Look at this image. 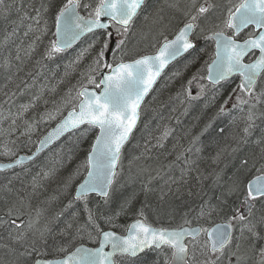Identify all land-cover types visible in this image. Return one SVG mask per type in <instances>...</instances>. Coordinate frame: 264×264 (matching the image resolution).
Wrapping results in <instances>:
<instances>
[{
    "label": "snow or ice",
    "instance_id": "obj_1",
    "mask_svg": "<svg viewBox=\"0 0 264 264\" xmlns=\"http://www.w3.org/2000/svg\"><path fill=\"white\" fill-rule=\"evenodd\" d=\"M146 2L96 0L93 5L85 0H66L60 4L50 0L35 10L36 17H30L38 25L39 18L45 15L52 21L54 39L43 54L47 59L65 52L81 37L95 35L97 30H103L106 38L96 51L88 73L82 77L84 83L76 97L69 101L73 104L72 109L39 140L35 152L9 163H0V172L23 166L25 161H33L66 133L78 131L81 137L86 138L89 132L98 131L83 159L59 181V193L67 197V203L56 218L79 206L83 212L82 222L80 213L73 212L72 221L60 232L65 239L49 245L46 234L51 229L47 225L37 236L33 229L34 221L24 220L23 207H9L0 217V225L9 228L10 235L16 233L12 237L13 243L19 244L23 250L3 245L8 250L7 254L14 257L5 264H264V148H261L258 156L242 157L225 184H221L223 170L214 176L209 174L212 176V187L220 186L222 191L215 197V204L202 200L198 217L220 215L223 222L212 229L190 226L191 221L187 216L193 211L192 208L184 212L183 222L175 227L163 224L160 217L173 215L175 209L165 213L152 208L147 200L133 208L138 193L125 194L127 184L121 182L124 150L137 126L144 97L170 61L196 48L191 37L196 35L197 29L207 32L204 39L213 42L215 50L211 62L206 63L207 75L198 72L184 86L183 93H186L187 99H199L208 90L207 84H211L215 90L212 99L215 100L224 87L222 82H231L238 75L239 83L223 99L218 111L204 125L200 134L194 136L189 146L166 165L168 169L179 168L180 176H169L164 181L165 185L170 190L169 180L172 184L181 181L187 183L185 177L193 170L199 173L198 181L209 178L199 172L198 162L192 159V154L199 156L202 149L197 145L201 136L212 129L217 118L228 116L233 110L242 113L246 110V116L240 118L245 126L238 143L248 142L247 138L256 126L255 121L264 117V111L258 112L257 109L258 105L264 104V85L261 84L264 81V0H226L222 4L190 0L183 11L187 21L172 39L161 33L163 43L155 55H140L125 61L122 55H118L123 53L125 39L113 41V35L126 36ZM210 11L218 12L214 20H209ZM201 20L209 21L210 27H201ZM48 23V19L44 20L43 32L49 30ZM14 33L15 29L9 35ZM8 38L6 36L5 41ZM89 47L94 48L95 42ZM109 53L112 54L111 62L108 60ZM83 54L82 51L77 59L82 58ZM16 59H20L19 54ZM198 76L207 84L201 83V91L193 95L191 86L198 82ZM29 107L31 105L21 106L24 111ZM49 119L55 117L49 114ZM236 119L233 117L232 122ZM31 128L29 124V131ZM224 131V128L218 129L217 135L223 136ZM171 134L172 130L164 127L156 138V145L146 143L144 152H150L152 147H164L163 141ZM256 143H264V138ZM236 151L237 148L232 149V152ZM222 152L218 151L212 157L213 163L220 160ZM0 155L11 156L14 153L5 148ZM72 155L67 157V162H71ZM59 163L63 167L65 161ZM140 171L143 173L147 169ZM57 172V169H49L37 173L32 181L33 190L40 188L43 180L54 177ZM157 175H160L159 172ZM153 179L155 177L149 176L148 182L143 184L145 194L153 190ZM166 195L161 189L160 200L163 201ZM149 209L157 217L156 222L150 221ZM133 212V222L126 227L119 226L123 234L118 233L115 230L117 221ZM40 215L37 209L36 216ZM30 232L32 239L29 241ZM202 234L206 237L204 240H201ZM85 238L93 246H86Z\"/></svg>",
    "mask_w": 264,
    "mask_h": 264
},
{
    "label": "trees",
    "instance_id": "obj_2",
    "mask_svg": "<svg viewBox=\"0 0 264 264\" xmlns=\"http://www.w3.org/2000/svg\"><path fill=\"white\" fill-rule=\"evenodd\" d=\"M48 2L50 0H3V3H0V153L4 152L5 148L14 153L11 156L0 155L1 161L13 159L17 155L16 153H19L24 141L34 145L43 133L52 127L68 109L73 107L69 101L76 97L77 91L84 83L82 77L88 73L89 65L92 63L96 51L99 50L106 38L104 31H98L95 35L91 34L84 38L75 47L53 59H47L43 54L49 42L53 40L54 26L52 21L45 15L39 18L38 25L36 20L30 17H36L35 10L40 9L42 4ZM55 2L60 4L66 0H55ZM85 2L94 5L96 0H85ZM147 2L148 8L146 7V10L133 23L134 31H131L127 38L123 53L118 54L122 55L123 59H132L141 53L150 52L159 38L162 37L160 35L153 40L149 38L150 33H157V31L162 30L156 18V15L161 18L162 14H160L161 16L158 15L157 11H163V16L166 15L167 19H171L167 16L168 14L174 19L178 16L177 11L183 13L190 0H149ZM225 2L226 0H217L216 4ZM173 4L177 7H170ZM170 9L176 10L175 13H171ZM81 14L86 15V13ZM46 19L49 20V30L43 32L44 20ZM169 21H162L163 26ZM183 21H187L184 15L179 18L176 26ZM200 25L203 27L202 23ZM14 29L15 33L9 35L13 33ZM25 32L28 34L25 35ZM167 34L169 35L170 32ZM6 36L9 37L7 41H5ZM94 42L95 47L90 48L89 45ZM202 44L205 46V43ZM135 46L138 47L135 48ZM198 49L193 51L192 56H190L191 59L175 76L170 77L169 80H166L167 82H160L147 97L141 109L143 120L140 118V125L133 139L136 143H131L125 152L126 158L128 157L129 160L132 158V163L124 168L126 170L131 168V172L128 174L130 177L121 178V182L127 184L125 194L138 193L133 208L139 207L141 202L147 200L152 208L162 210L165 213L175 209L173 215L160 217V222L165 225L174 226L182 223L183 214L189 208H192L193 211L189 213L187 219L193 221L191 219L198 215L202 200H209L215 204V197L220 194L222 188L220 186L212 187V176L209 174L214 176L215 173L223 170L221 184H225L239 165L242 157L258 156L261 148H264V143H256V141L264 138V117L255 121L256 126L252 129L251 136L247 138L248 142L238 143L240 136L243 135L242 128L245 126L240 118L246 116L247 112L246 110L243 113L239 110H233L230 115L217 118L212 129L201 136L197 145L202 149L199 156L195 153L192 154V159H196L198 162L199 172H202L203 176H209L207 180L198 181L197 175L199 173L193 170L190 175L185 177L187 183L181 181L172 184L169 180L171 186L169 190L164 181L168 180L169 176L178 178L180 176L179 168L169 169L165 175H161L162 179L160 175H157L158 172L160 174L164 171L166 165L175 160L176 156L189 146L194 136L200 134L204 125L216 114L220 100L228 92L221 89L215 100L210 99L213 97V93H209L205 98L191 103L185 104L183 102L180 105L177 102L176 96H180L178 93H181L188 80L197 74L196 70L201 67L200 64L204 63L205 57L208 56L207 54L202 57ZM82 51L84 52L83 57L77 59ZM18 54L20 59H16ZM198 56L200 60L197 59ZM22 105H31V107L24 111L21 108ZM259 110L264 111V104L260 105ZM49 114L55 119H49ZM148 115L150 117L146 122L145 116ZM233 117H237L234 123L232 122ZM143 123H148L146 130ZM29 124L32 125L30 131L28 129ZM141 127L143 131L140 129ZM164 127L172 130L173 144L166 142L163 143L164 147H152L150 152H144V142L154 140L159 130H163ZM220 128L225 130L223 136L217 135ZM139 133L140 135H138ZM72 141L74 142V140ZM90 142L91 139L86 144L81 145L79 156L75 161L73 158L71 162H67L70 152L66 156L59 155L53 158H47L50 152L42 155L43 163L50 160L49 166L45 165L43 170L57 169L58 172L54 177L43 180L42 186L35 191L32 187L33 177L42 171L43 165L39 169H36L34 164L30 165L20 175H18V169L7 174H0V217H3L7 209L13 205L23 207L24 220L25 222L34 221L33 229L37 236H39V231L47 225L51 229V232L46 234L49 245L65 239L60 235V232L70 221L62 223L63 216L69 214L67 212L56 218L57 213L67 203V197L59 193V181L62 177L67 176L83 159L91 144ZM32 148L33 146L24 153L30 152ZM233 148H237L238 151L232 152ZM129 150L132 156H126ZM221 150L223 152L220 160L213 163L212 157ZM73 152L74 148H72ZM135 157L140 158L134 159ZM61 160L65 161L63 167L59 163ZM141 169H147V171L141 173ZM9 174L12 177L10 183L6 184L3 178ZM149 176L155 177L151 182L153 190L145 194L143 184L148 182ZM161 189L167 193L163 201L159 198ZM21 201H23L22 204ZM37 209L41 212L39 217L36 216ZM151 214L155 216L149 209L148 216L150 217ZM69 215L72 216V214ZM80 216L82 222L83 213ZM134 216V212L122 216L117 224L120 225L125 222V225ZM206 217L210 220L216 217L222 218L216 214L206 215ZM155 218L154 221L156 222L157 217L155 216ZM2 227L6 228L4 225ZM8 232V235L6 232L1 235L0 243L5 241L6 245L14 246L22 251L23 249L19 244L13 243L12 237L16 233L12 232L10 235V230ZM31 239L32 234L30 232L29 241ZM48 251L51 252V248Z\"/></svg>",
    "mask_w": 264,
    "mask_h": 264
},
{
    "label": "bare ground",
    "instance_id": "obj_3",
    "mask_svg": "<svg viewBox=\"0 0 264 264\" xmlns=\"http://www.w3.org/2000/svg\"><path fill=\"white\" fill-rule=\"evenodd\" d=\"M147 1H149V0H147ZM208 1H209V3H213V0H208ZM147 5H148V2H146V5H145V7L143 8V10L141 11V13H142L143 11L146 10ZM147 8H148V7H147ZM170 11H171V13H175L176 10H172V9H170ZM210 12H211V11H210ZM141 13H140V15H141ZM209 14H210V13H209ZM209 14H208V16H209ZM138 17H139V16H138ZM136 19H137V18H136ZM136 19H135V20H136ZM134 22H135V21H134ZM184 22H186V21L181 22L179 25H177V26L175 27V29H174L173 31L170 32L169 35L167 34V36H168L169 39H172V38L174 37L176 31L179 30V27H181V26L183 25ZM202 22H203L202 20L199 21V23H202ZM216 22H218V21H216ZM202 25H203V23H202ZM208 27H210V25H209ZM206 28H207V27H206ZM54 30H55V29H54ZM98 31H103V30H97L96 32H98ZM131 31H134L133 26L131 27L130 31L126 34V36H121L120 38L125 39V42H126V40H127V38L129 37ZM248 31H250V29H249ZM89 35H91V34H87L86 36H84V37H83L82 39H80L77 43H75L71 48L75 47L77 44H79L84 38H86V37L89 36ZM205 35H207V34L204 33V32H200V30L197 29V30H196V35L193 36V37H191V38L194 40V43L196 44V48H195L194 50H190L188 53H185L183 56H181L180 58H178V59H176L175 61H173L172 63H170V64L167 66V68L162 72V74L159 76V78L157 79L156 83H155L154 86L152 87L151 91L148 93V95L145 97V99L143 100V102H142V104H141V107H140V109H139L140 116H139V119H138V121H137V126H136V128L133 130V134H132V136H131V138H130V142H131L132 139H134V136H135V134L137 133V129H138L139 125H140V118H142V120H143V116L141 115V109H142V106H143L145 100L147 99V97L152 93V91L155 89V87H156L157 85L160 84V82H162V81L167 82V81H166V77H167V79H169L170 77L176 75V73L179 72V70L182 69V67L188 63V60L191 59L190 56H192L193 51H195L197 48H199V49H198V52H200V53L202 54V57L206 56L207 54H208V56L205 57V59H204V63L200 64L201 67H200L198 70H196V71H197V73L199 72V73H201V74H203V75H205V76L207 75V67H206V63H210V62H211V59L213 58V54H214V50H215V46H214V43H213V42H210V41H207V40L204 39V36H205ZM53 39H54V36H53ZM115 39H117V37L115 36V33H114V35H113V40L115 41ZM197 40H198V43H197ZM162 43H163V36L159 38L158 42L152 47V49H151L150 52L141 53V54L135 56V57L132 58V59H135V58H137V57L140 56V55H152V54H154V53L157 51V49L159 48V46H160ZM202 43H205V46H203ZM71 48H69V49H71ZM69 49H67V50H69ZM67 50H66V51H67ZM132 59H124V60H125V61H130V60H132ZM197 59L200 60L199 56L197 57ZM108 60H109V62H111V60H112V54H111V53H110L109 56H108ZM180 62H181V63H180ZM172 72L175 73V74L172 75V76H170V74H171ZM197 81H198V82H194L193 85L191 86L192 94L196 93L197 90H199V88H200V84H201V83L207 84V81H201V80L199 79V76L197 77ZM235 81H237V83H236ZM222 83H224V87H223V89H225V90L228 91V92L225 94V96H224V98H225V97L227 96V94L231 91V89H232L233 87H235V86L239 83V76H238V75L234 76L231 82H222ZM194 84H195V85H194ZM207 88H208V90H207V91L203 94V96L200 97L199 99H203V98H205L209 93H214L215 90L212 88V85H211V84H207ZM181 93H183V90H182ZM216 98H217V97H216ZM224 98H223V99H224ZM199 99H195V101H196V100H199ZM223 99L220 100V101L222 102ZM176 100H177V102H178L180 105L183 104V103H181L182 98H181L180 96H176ZM193 102H194V101H193ZM221 102H220V103H221ZM184 103H185V104H186V103H190V100H184ZM220 103L218 104V107H219ZM179 104H178V105H179ZM71 109H72V108L68 109V110L63 114V116H65V114H66L68 111H70ZM257 109H258V111H260V110H259V109H260V105L257 106ZM63 116H62V117H61V118H60V119H59V120H58V121H57L52 127H50L45 133H43V134L37 139V141L35 142L34 145L31 144L30 142L24 141V142H23L24 144L22 145V147H21L19 153H16L17 155H15V156L13 157V159L8 160V161H1V160H0V163H9V162H11L12 160H15L16 158H18L19 156H24V157H26V156L31 155L33 152H35V150H36V145H37L38 141H39L41 138H43V137L45 136V134H46L50 129H52V128H53V127H54V126H55V125H56V124H57V123L63 118ZM149 117H150V115L145 116V120H146V122H147V120L149 119ZM143 124H144V123H143ZM144 125H145V130H146V127L148 126V123H145ZM144 125H143V126H144ZM143 126H142V127H143ZM142 127H141L140 129L143 131ZM143 128H144V127H143ZM96 131H98V130H95V131H94V134H92V135L90 136V137H91V138H90V139H91V142H92V141L94 140V138H95ZM161 131H162V130H159L157 136L160 135ZM141 133H143V132H141ZM72 135H73V133H68V134H66L64 137H62L59 141H57V142H56L54 145H52L50 148H48L47 150H45L44 152H42L41 154H39V155H38L33 161H30V162H28L27 164H24L23 166H17V167H15L14 169L5 170V171H3V172H0V174H7V173H9V172H11V171H13V170L18 169V175H20V174H23V172H24L28 167H30V165H33V164H34V167H35L36 169L41 168V166L43 165V167L41 168V169L43 170V169H45V165H48V166H49V164H50L49 161H50V160H48V161H46L45 163H43L42 155L46 154L47 152H50V156H48V157H51V158H53V157H57V156H59V154H60V152L62 151V149L66 150L68 153H69V152H70L71 154L74 153L72 159L74 158V161H75L76 158H77V156H79L78 154L80 153V147H81V144L78 143V142H75V141L73 142L72 140H68V138L71 137ZM138 135H140V133H139ZM171 137H172V136L170 135V136L168 137L167 140H164V141H163L164 144H165L166 142H169V143L173 144V140H172ZM61 142L64 143V144L60 145ZM91 142H90V143H91ZM130 142H129V143L126 145V147H125L123 160L126 158V157H125V152H126V150H127V147L130 145ZM131 143H132V142H131ZM32 146H33V148H32V150H31L30 152H28V153H24V152H26L27 150H30ZM60 146H62V147H60ZM89 147H90V146H89ZM72 148H74V152H73V153H72ZM76 165H77V164H76ZM168 170H169V169L166 167L165 170L162 171V172L160 173V176H161L162 174L165 175L166 172H167ZM164 172H165V173H164ZM128 176L130 177V175H127V177H128ZM11 177H12V175H10V174H9L8 176L4 177V178H3V179H4V183H6V184L8 183V184H9V183H10V180H11ZM250 178H251V177H250ZM250 178H249V179H250ZM156 180H157V179H156ZM0 181H1V179H0ZM73 212L80 213V215L83 213V212H82V208L79 207V206L74 207L73 209L69 210L67 213L72 214ZM197 214H198V213H197ZM64 217H65V216H63V218H64ZM204 217H205V216H204ZM204 217L201 218V217H198V215H196L195 217H193V218L191 219V220H193V221H191L190 226H191V227L200 226V227H203V228H205V229H210V228L213 227L214 225L223 222V221H222V218H217V217H216V218H213L212 220H210V219H208V218L206 217V219H205L204 221H202ZM134 219H135V216L132 217V218L130 219V221H129L128 223H126L125 225H124L125 222H124L123 224L118 225V227H117L115 230H116L118 233L123 234V229H122L121 227H119V226H124V227H126L128 224L132 223ZM149 219H150L151 221L155 222L154 220H155L156 218H155V216H153V215L151 214L150 217H149ZM181 221H183V219H182ZM167 222H170V221H167ZM179 223H180V222H179ZM177 225H178V224H177ZM2 226H3V225H2ZM2 226H1V230H0V237H1V235H2L4 232L7 233L8 230H9V228H7V227H6V228H3ZM175 226H176V225H174L173 227H175ZM6 229H7V230H6ZM4 230H5V231H4ZM3 231H4V232H3ZM8 233H9V232H8ZM8 233H7V235H8ZM201 237L206 238L203 234L201 235ZM87 242H88V240H87V238H85V240H84L85 245H86V246H93V245H91L90 243H87ZM77 243H79V240L77 241Z\"/></svg>",
    "mask_w": 264,
    "mask_h": 264
},
{
    "label": "rangeland",
    "instance_id": "obj_4",
    "mask_svg": "<svg viewBox=\"0 0 264 264\" xmlns=\"http://www.w3.org/2000/svg\"><path fill=\"white\" fill-rule=\"evenodd\" d=\"M216 1L217 0H213V3H216ZM219 1V0H218ZM201 2H203V0H201ZM209 2V1H208ZM158 12V15H160V14H162V17L161 18H159L157 15H156V18H157V21H158V25L162 28V30H160V31H157V33L156 32H153L152 34L150 33V39L151 40H153V39H155V38H157L158 36H160L161 35V33L160 32H162L164 35H166L167 33H169V32H171V31H173V29L175 28V26H176V23H177V21L179 20V18H181L184 14L183 13H179L178 11H177V13H178V16H177V14H176V18H172L168 13V15L167 16H169L171 19H167V17H166V15H164L163 16V11H157ZM156 12V13H157ZM216 15H218V12H216V11H211L210 12V14H209V20H214V17L216 16ZM161 16V15H160ZM165 20H170L166 25H164L163 26V23H162V21H165ZM203 22V27H208L210 24H209V21H206V20H202ZM204 33H206L207 34V32H204ZM120 37H117V39H119ZM154 43V42H153ZM138 46H135V48H137ZM175 73H171L170 74V76H172V75H174ZM175 76V75H174ZM173 77V76H172ZM166 80H169V79H167V77H166ZM236 83H237V81H235ZM195 85V84H194ZM262 85H264V81H262ZM201 91V89L199 88V90H197V92L196 93H194L193 95H196L197 93H199ZM257 91H259V87L257 88ZM203 95H201L200 97H202ZM180 97L182 98V101H184V100H188L187 99V95H186V93H183V94H181L180 95ZM212 97H210V99H211ZM193 101H195V100H190V103L191 102H193ZM223 102V101H222ZM221 102V103H222ZM232 102L234 103L235 102V97H233V99H232ZM220 103V104H221ZM229 107H231V104H229ZM219 108V107H218ZM258 112H260V111H258ZM95 131V130H94ZM94 131H91V132H89L88 134H87V136H86V138L85 137H81L80 136V133L77 131V132H75V133H73V135L71 136V137H69L68 138V140H74L75 142H78V143H80L81 145L82 144H86L87 142H88V140L91 138L90 136L92 135V134H94ZM157 137H159V136H156V138ZM156 138L154 139V140H152V141H150V140H147V141H145L144 142V144H146V143H148V142H150V143H152L153 145H156ZM131 142L133 143V144H135L136 143V141H133V139L131 140ZM131 142H130V144H131ZM164 143V142H163ZM62 144H64V143H62L61 142V144L60 145H62ZM60 147H62V146H60ZM67 154H69L66 150H64V149H62V151L60 152V156H66ZM49 156H50V154H49ZM126 156H132V153H130V150L127 152V155ZM47 158H49V157H47ZM131 159L132 158H130V160H129V158L127 157V158H125L124 160H123V170H122V177H124V176H127L130 172H131V168L130 169H124L126 166L128 167L129 165H130V163H132V161H131ZM157 177V176H156ZM125 178V177H124ZM206 219V215H205V217L203 218V220L202 221H204ZM68 221H72V216L71 215H69V214H66L65 215V217L64 218H62V223H66V222H68ZM1 238V237H0ZM205 238L204 237H201V240H204ZM5 242V241H4ZM4 242H2V243H0V264H5V261H7V260H10V259H12V256L11 255H8L7 254V248H4L3 247V245H6L7 243H4Z\"/></svg>",
    "mask_w": 264,
    "mask_h": 264
},
{
    "label": "water",
    "instance_id": "obj_5",
    "mask_svg": "<svg viewBox=\"0 0 264 264\" xmlns=\"http://www.w3.org/2000/svg\"><path fill=\"white\" fill-rule=\"evenodd\" d=\"M85 36H86V35H85ZM83 37H84V36H83ZM83 37H81L80 39H82ZM78 41H79V40H78ZM78 41H77V42H78ZM113 41H114V40H113ZM77 42H76V43H77ZM74 44H75V43H74ZM74 44H73V45H74ZM73 45H72V46H73ZM114 46H115V45H114V43H113V47H114ZM109 54H110V53H109ZM155 54H156V52H155L154 54H152V55H155ZM183 55H184V54H183ZM183 55H182V56H183ZM108 56H109V55H108ZM180 57H181V56H180ZM180 57H177L176 59H178V58H180ZM176 59H175V60H176ZM175 60L170 61L169 64L172 63V62L175 61ZM169 64H168V65H169ZM168 65H167V66H168ZM167 66L164 68V70L167 68ZM164 70H163V71H164ZM163 71H162V72H163ZM162 72H161V74H162ZM161 74H160V75H161ZM160 75H159V76H160ZM159 76L157 77V79L159 78ZM157 79H156V81H157ZM155 83H156V82H155ZM155 83H154V84H155ZM154 84H153V86H154ZM153 86H152V87H153ZM151 89H152V88H151ZM151 89L149 90V92L151 91ZM149 92H148V93H149ZM147 95H148V94H147ZM147 95H146V96H147ZM146 96H145V97H146ZM145 97H144V99H145ZM66 115H67V113L65 114V116H66ZM58 123H59V122H58ZM55 126H56V125H55ZM55 126H54V127H55ZM54 127H53V128H54ZM50 130H51V129H50ZM50 130H49V131H50ZM49 131H48V132H49ZM48 132H47V133H48ZM47 133L45 134V136L47 135ZM66 134H68V133H66ZM66 134H65V135H66ZM65 135H64V136H65ZM64 136H62V137H64ZM62 137H61V138H62ZM61 138H60V139H61ZM60 139H59V140H60ZM59 140H57V141H59ZM57 141H55L53 144H51L48 148H50L52 145H54ZM38 142H39V141H38ZM48 148L44 149L42 152H44V151L47 150ZM35 151H36V150H35ZM42 152H41V153H42ZM41 153H40V154H41ZM19 157H24V156H19ZM19 157H18V158H19ZM28 162H30V161H25L24 164H27ZM214 226H215V225H214ZM214 226H213V227H214ZM213 227H211L210 229H212Z\"/></svg>",
    "mask_w": 264,
    "mask_h": 264
}]
</instances>
